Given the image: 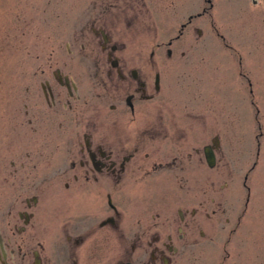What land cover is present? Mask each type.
I'll return each instance as SVG.
<instances>
[{"label":"flooded vegetation","instance_id":"obj_1","mask_svg":"<svg viewBox=\"0 0 264 264\" xmlns=\"http://www.w3.org/2000/svg\"><path fill=\"white\" fill-rule=\"evenodd\" d=\"M118 14L101 11L74 36L78 59H91L98 73L74 77L56 68L37 77L30 131L57 121L65 136L47 142L49 154L3 157L0 186L11 198L0 205V264H180L182 239H206L202 226L218 215L231 222L223 198L216 203L215 177L234 174L230 154L242 146L233 134L245 104L258 129L245 151L254 158L242 181L248 207L250 175L264 159V77L241 72L240 54L225 45L238 59L236 99L217 114L213 77H177L174 107H165L162 77L129 70L118 55ZM169 188L202 198L168 212Z\"/></svg>","mask_w":264,"mask_h":264},{"label":"rangeland","instance_id":"obj_2","mask_svg":"<svg viewBox=\"0 0 264 264\" xmlns=\"http://www.w3.org/2000/svg\"><path fill=\"white\" fill-rule=\"evenodd\" d=\"M101 11L103 15L119 12L115 21L109 18L114 21L117 38L124 43L118 55L126 59L127 69L162 77L165 107H174L169 104L177 95V77H213L217 114L223 112L229 99H236L238 59L225 45L240 54L241 72L264 77V0H0V166L4 156L8 160L28 151L32 156L39 151L49 154L52 147L46 146L52 144L47 142L64 138L57 121L47 120L41 131H30L27 122L38 96L37 77H50L56 68L74 77L98 73L91 59H78L80 42L74 36ZM189 16L195 19L179 34ZM69 44L74 50L71 55ZM168 49L172 51L169 56ZM181 51L186 54L179 55ZM245 108L241 106L244 114L233 134L242 146L240 153L230 154L234 174L230 179L215 177L216 203L223 198L231 222L225 225L218 215L212 226H202L206 239L188 238L177 243L180 264H264V159L250 175L253 189L244 208L247 192L242 186L243 174L254 161L245 151L258 133L246 104ZM167 195L164 205L168 212L176 205L183 206L182 210L194 206L202 198L175 188H169ZM10 198L0 186V205Z\"/></svg>","mask_w":264,"mask_h":264},{"label":"water","instance_id":"obj_3","mask_svg":"<svg viewBox=\"0 0 264 264\" xmlns=\"http://www.w3.org/2000/svg\"><path fill=\"white\" fill-rule=\"evenodd\" d=\"M206 159H207V161L211 164V162H212V157H211V155H210L208 152H206Z\"/></svg>","mask_w":264,"mask_h":264}]
</instances>
